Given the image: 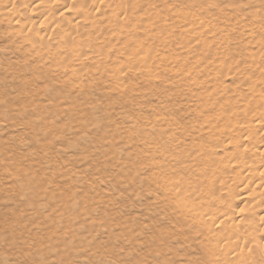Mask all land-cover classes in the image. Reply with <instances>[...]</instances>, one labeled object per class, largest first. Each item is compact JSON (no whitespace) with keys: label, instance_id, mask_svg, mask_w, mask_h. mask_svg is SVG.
<instances>
[{"label":"rangeland","instance_id":"rangeland-1","mask_svg":"<svg viewBox=\"0 0 264 264\" xmlns=\"http://www.w3.org/2000/svg\"><path fill=\"white\" fill-rule=\"evenodd\" d=\"M31 3L0 0V264H204L211 227L173 185L221 102L255 105L264 0H145L123 29L103 8L96 52L21 27Z\"/></svg>","mask_w":264,"mask_h":264},{"label":"bare ground","instance_id":"bare-ground-1","mask_svg":"<svg viewBox=\"0 0 264 264\" xmlns=\"http://www.w3.org/2000/svg\"><path fill=\"white\" fill-rule=\"evenodd\" d=\"M31 2L28 8L18 12L25 15L23 22L21 15L11 11L12 7L5 10V15L14 23L21 22L23 28L38 30L37 33L39 29L48 31L50 27L60 44H73L82 52H86L87 47L97 49L95 39L89 41L88 38L102 30L101 24L106 20L103 8L111 12L110 22L123 29L131 23L141 26V17H132L128 13L139 12L145 5V0H60L61 14L67 16L59 19L45 8L43 0ZM113 4V8H109ZM122 39L131 45L135 43L126 36H115L116 41ZM262 79L251 84L258 95L255 105L248 103L238 108L228 100L221 102V115L216 121L221 117L225 127L222 131L209 129L208 143L197 145L192 184L169 183L183 195L178 201L179 206L202 217V224L211 227L206 232V244L211 247L205 249L208 256L204 264H264V169H260L264 163ZM248 209H256L252 214L259 221L257 231L261 232L258 236L255 231H244L245 225H251L242 218V213Z\"/></svg>","mask_w":264,"mask_h":264}]
</instances>
